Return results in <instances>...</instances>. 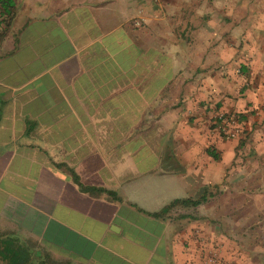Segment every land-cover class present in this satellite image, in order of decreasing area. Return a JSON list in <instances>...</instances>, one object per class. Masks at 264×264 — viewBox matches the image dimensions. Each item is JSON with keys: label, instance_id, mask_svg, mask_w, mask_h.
Instances as JSON below:
<instances>
[{"label": "crops", "instance_id": "obj_1", "mask_svg": "<svg viewBox=\"0 0 264 264\" xmlns=\"http://www.w3.org/2000/svg\"><path fill=\"white\" fill-rule=\"evenodd\" d=\"M13 2L0 264H264V184L213 120L251 109L233 87L264 0ZM175 200L200 202L159 213Z\"/></svg>", "mask_w": 264, "mask_h": 264}, {"label": "rangeland", "instance_id": "obj_2", "mask_svg": "<svg viewBox=\"0 0 264 264\" xmlns=\"http://www.w3.org/2000/svg\"><path fill=\"white\" fill-rule=\"evenodd\" d=\"M244 36H248V34L246 33ZM251 37V41L246 40L248 37L245 38V41L244 38H242V40L251 47L245 48L242 46L244 49H241L239 54L242 53L241 57L247 58V60H244L246 64L242 66L245 68L247 67V71L252 72V74L245 76L240 83L235 82L233 87L235 92L240 88L242 89L237 92V95L243 103L249 100L248 103H244L245 107L243 108L251 109L245 111V113L239 112L237 114H232L238 126L237 135L232 140L238 142L236 150L241 152L243 156L242 160L245 164L244 167L246 172L254 170L257 174L255 175L257 176L256 179L261 180L259 184H264V159L260 160L257 158L258 154L264 155V35H261V37L251 35L250 38ZM240 45L242 44L240 43ZM238 51H240V49ZM238 65H241V63H238ZM238 65L236 69H238ZM248 93L251 96V100L253 98V101L247 96ZM241 94L243 95L241 96ZM247 118L248 125H244ZM246 180H249V178L246 177ZM256 198L258 202L264 203V191L261 192L260 197L257 196ZM245 210L249 216L252 214L251 211L253 210L248 208Z\"/></svg>", "mask_w": 264, "mask_h": 264}, {"label": "trees", "instance_id": "obj_3", "mask_svg": "<svg viewBox=\"0 0 264 264\" xmlns=\"http://www.w3.org/2000/svg\"><path fill=\"white\" fill-rule=\"evenodd\" d=\"M14 15V2L13 0H0V23L3 24V32L7 30V27L9 26V23L11 22ZM111 196L115 197L113 194L110 193ZM116 199V198H114ZM198 201H190V200H175L171 202L168 206L164 207L159 213H163L167 208L176 205H191L195 206L199 204ZM151 215H157V214H151ZM11 251H9L6 247L2 246L0 247V260L1 262H5V260H9L11 258ZM5 259V260H4Z\"/></svg>", "mask_w": 264, "mask_h": 264}, {"label": "built area", "instance_id": "obj_4", "mask_svg": "<svg viewBox=\"0 0 264 264\" xmlns=\"http://www.w3.org/2000/svg\"><path fill=\"white\" fill-rule=\"evenodd\" d=\"M214 130L225 140H232L237 135L238 126L234 117L231 114L216 113L213 115ZM210 261L217 262L216 255H212ZM229 264V263H225Z\"/></svg>", "mask_w": 264, "mask_h": 264}]
</instances>
